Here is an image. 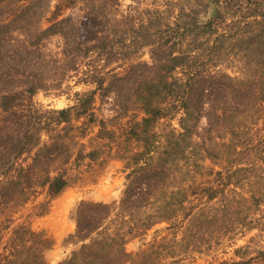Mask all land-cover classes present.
<instances>
[{
    "label": "trees",
    "instance_id": "trees-1",
    "mask_svg": "<svg viewBox=\"0 0 264 264\" xmlns=\"http://www.w3.org/2000/svg\"><path fill=\"white\" fill-rule=\"evenodd\" d=\"M135 1L0 0V264H50L53 238L16 215L46 214L75 165L114 147L120 203L82 200L58 264H185L221 246L234 257L218 264H264V0ZM64 92L63 108L35 99ZM162 222L171 238L127 249Z\"/></svg>",
    "mask_w": 264,
    "mask_h": 264
},
{
    "label": "rangeland",
    "instance_id": "rangeland-1",
    "mask_svg": "<svg viewBox=\"0 0 264 264\" xmlns=\"http://www.w3.org/2000/svg\"><path fill=\"white\" fill-rule=\"evenodd\" d=\"M139 1L142 2V6H148L154 4L156 0ZM121 3V8L127 10L129 4H136V1L121 0ZM142 59H148V54L145 53ZM70 84L71 92L90 88V86L76 84L74 80ZM35 99L48 108H63L73 103L72 96L66 92L60 95L39 93ZM261 125L262 121L257 127ZM96 130L95 128L94 131ZM116 150V147L107 148L97 159L86 158L75 165L70 185L60 195L50 200L46 214L30 216V208L33 206L30 204L28 208L21 209L16 215L17 222L15 224L27 220L31 222L34 229L45 230L53 238L54 246L47 254L50 264H58L78 247L77 240L73 236L77 226L75 211L82 200L113 203L116 207L119 205L127 183L126 174L128 171L124 169L126 159H123L122 156L119 158ZM166 226L167 223L162 222L154 225L144 236L130 237L126 245L127 249L138 253L152 245H157L164 238H171L173 234ZM254 233L247 235L244 239H239L237 244L245 243L244 240ZM234 248L235 246L225 248L221 246L208 252L197 253L187 258L185 264H218L223 259L234 257Z\"/></svg>",
    "mask_w": 264,
    "mask_h": 264
}]
</instances>
